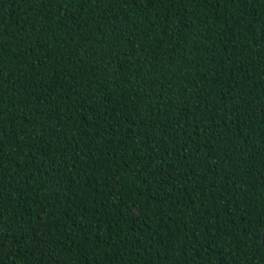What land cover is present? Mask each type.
I'll return each mask as SVG.
<instances>
[{
    "label": "trees",
    "instance_id": "16d2710c",
    "mask_svg": "<svg viewBox=\"0 0 264 264\" xmlns=\"http://www.w3.org/2000/svg\"><path fill=\"white\" fill-rule=\"evenodd\" d=\"M0 264H264V0H0Z\"/></svg>",
    "mask_w": 264,
    "mask_h": 264
},
{
    "label": "snow or ice",
    "instance_id": "6c2138e0",
    "mask_svg": "<svg viewBox=\"0 0 264 264\" xmlns=\"http://www.w3.org/2000/svg\"><path fill=\"white\" fill-rule=\"evenodd\" d=\"M137 213H138L139 215H142V214H143V212H142L141 209H137Z\"/></svg>",
    "mask_w": 264,
    "mask_h": 264
}]
</instances>
